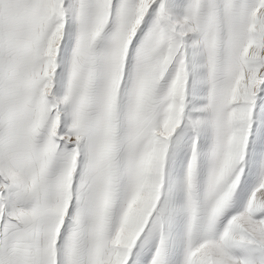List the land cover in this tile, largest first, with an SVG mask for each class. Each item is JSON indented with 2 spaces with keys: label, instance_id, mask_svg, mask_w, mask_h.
<instances>
[{
  "label": "snow or ice",
  "instance_id": "snow-or-ice-1",
  "mask_svg": "<svg viewBox=\"0 0 264 264\" xmlns=\"http://www.w3.org/2000/svg\"><path fill=\"white\" fill-rule=\"evenodd\" d=\"M0 264H264V0H0Z\"/></svg>",
  "mask_w": 264,
  "mask_h": 264
}]
</instances>
